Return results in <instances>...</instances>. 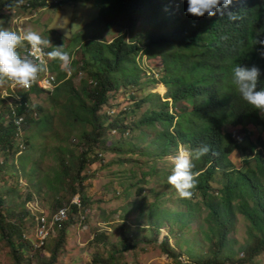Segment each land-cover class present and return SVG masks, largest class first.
<instances>
[{
    "label": "trees",
    "instance_id": "1",
    "mask_svg": "<svg viewBox=\"0 0 264 264\" xmlns=\"http://www.w3.org/2000/svg\"><path fill=\"white\" fill-rule=\"evenodd\" d=\"M95 1L97 16L93 23L99 28L95 33L84 32L83 41L69 53L77 56V60L72 61L74 71L71 68V75L67 77L66 71L59 67V61L50 60L48 69L56 73V77L53 76L55 82H60L58 86L50 91L36 83L31 89H20L9 97L13 101L19 99L14 107L17 117H23L20 127L15 125L9 105L5 101L0 105V154L4 156L0 172L8 163V157L11 156L13 161L20 148L33 149V134L21 137L24 145H15L17 129L24 132V129L33 128L30 132L34 130L39 136L52 131L54 111L58 108L64 127L63 141L67 144L58 148L60 169L54 177L57 186L51 189L57 194L54 210L66 206L69 213L53 237L48 261L43 260L42 251L50 239L42 249H32L34 216L24 208L25 201H32L33 193L39 191L35 187L38 184L33 183L34 172L25 175L33 183L35 192L30 191L18 209L14 202L6 201L12 196L13 189L7 186L0 191V240L9 247L12 263L31 264L35 257V264L56 263L69 220L86 217L81 216L87 204V197L82 193V182L87 177L82 171L85 165L100 160V152L115 154L118 163L122 162L124 154L135 150L140 151V156L161 161L170 156L173 158L179 148L194 151L207 144L215 155L210 152L195 161L198 185L191 199L180 198L175 188L168 184L171 170L161 172L153 166L149 171L141 172L140 183L143 184L148 182L146 177L154 176L157 181L159 177L164 179L163 183L175 197L176 210L166 207L168 200L163 199L166 193H155L154 201L148 206L137 202L140 214L143 212L140 217L145 219L146 228H141L145 234L139 236L126 223L121 224L125 229L119 241L121 247L110 244L113 251L106 259L96 251L90 264H120L122 253L133 250L137 244L158 242L160 228L164 226L168 235L174 237L179 252L170 247L167 237H163L159 247L173 260L183 254L189 264H252L253 259L264 252V139L246 128L253 125L264 131V114L259 115L257 109L242 99L233 84L232 70L237 65L258 66L262 71L258 87L264 88V58L257 51L259 46L253 43L257 37L264 39V0H233L223 17L219 13L211 17L188 14L187 0ZM81 3L85 1L25 0L17 8L16 0H0V18L4 10L18 9L26 16L43 8L50 12L57 8L58 13L64 11V4L76 8ZM229 11L238 14L240 19L229 21ZM111 26L120 29L121 33L107 42L99 32ZM137 29L140 32L136 36L133 33ZM52 33V45L45 52L63 46L65 41L54 30L45 32L42 37L48 39ZM141 52L148 57L160 56L157 73L145 77L136 60ZM82 73L85 77L79 80L76 88L73 80ZM158 83L165 86L160 85L158 91L163 93L166 88V94L172 99L171 113L168 110L170 103L158 104L159 96L152 92L137 98L140 92ZM122 91L130 92L128 99L136 97L137 101L133 107L111 116L108 106ZM42 93L49 95L47 100L53 112L41 104H33L30 95ZM143 106L145 110L135 119ZM103 107L106 110L101 113ZM111 130L117 131L120 139L129 135V131L137 132L136 144L121 139L106 146V136ZM72 132L77 142L70 148L67 142ZM251 135L255 136L254 141L249 139ZM75 147L79 153H75ZM23 151L17 161L21 172L26 173L29 151ZM233 154L235 159H231ZM11 167L14 168L12 164ZM59 188L68 190L65 202L58 195ZM79 190L80 207H77L70 200ZM143 192V187L136 189L138 197ZM6 203L10 205L6 206ZM144 207H147L146 211ZM70 212L73 216L69 219ZM237 216L246 221V238L242 243L232 238ZM28 218L31 222H26ZM192 223H196V230L190 229ZM186 233H190L189 238L185 237ZM92 242L108 245L104 233L95 234ZM241 252L245 258L239 259L237 255ZM27 253L30 254L26 256Z\"/></svg>",
    "mask_w": 264,
    "mask_h": 264
},
{
    "label": "rangeland",
    "instance_id": "2",
    "mask_svg": "<svg viewBox=\"0 0 264 264\" xmlns=\"http://www.w3.org/2000/svg\"><path fill=\"white\" fill-rule=\"evenodd\" d=\"M84 1L85 3L79 4L76 8H72L71 6H66L64 4V11H60L58 13L57 8H54L51 12L43 8L42 10L36 11L32 15L26 14L27 17L31 16L32 18L30 20L22 18L20 22L14 17L23 16L18 9L12 11L4 10L1 13L3 17L0 18V26L12 30L11 28L16 26L14 25V20H16V22L20 23L24 32L33 30L42 36L45 32L54 30L58 33V35L63 36L66 41V44L65 41L63 43L64 50L70 53L77 44L83 41L82 35H85L84 32L88 34L95 33L99 28L97 27V24L93 23L95 16H97V14H95L96 1ZM139 32L140 29H137L133 34L137 36ZM120 33L121 30L115 26L105 28L99 32L100 36L107 42ZM53 36L54 33H52L51 36L50 34L47 36L51 43ZM71 57L72 61L77 60L76 54ZM136 60L140 68L146 74L145 77H149V73H157L159 70L161 62L159 55L148 57L147 55L139 53ZM72 70L74 71L73 68ZM52 73L54 75L56 74L55 72ZM84 77L85 75L82 73L78 74L77 77L74 78L73 81L76 88H78L79 80ZM141 80H143V78ZM158 88L159 84L155 87L146 88L143 92L138 94L137 98H141L142 96H146L149 92H152L153 94L159 96L158 104H162L166 101L170 103H168V110L171 113L173 111L172 99L168 97L166 92H163L164 94L160 93ZM16 91H19V89L11 86L10 84L0 87V105H2L4 101L7 103L10 100L7 96L9 92ZM129 95L130 92L122 91L119 93V97L116 100L111 101L108 106L110 107L109 110L111 111V116L115 117L119 111L126 110L135 105L137 98L135 97L133 100H129ZM48 97L49 95L44 93L30 95V98L33 100V104H41L42 107L45 109L48 108L53 112L54 110L47 100ZM2 98L4 99L1 100ZM176 107L178 108L179 105ZM105 110L106 108L103 107L101 113H104ZM143 110H145L144 106L140 108L134 118L137 119ZM59 111V108L54 111L55 118L53 119L51 125L52 131L42 133V135H40L41 137L38 134H34V130L33 133L30 132L33 128L24 129V132L19 131L18 140L16 139L15 145L17 143L24 145V140L21 137L33 134L34 136L31 140L33 149L31 151L28 149L24 150V147L22 146L23 148H20L21 151L14 155L13 161L11 160V156L8 157V163L0 172V191L2 192L7 186L13 189L12 196L6 198V201L8 202L11 200L14 202L16 209L22 205V202L25 201V198H27V194L30 191L35 192L32 187L33 183L38 184V186L36 185L35 187L39 191L38 193H36L37 191L35 194L33 193L34 197L32 201H25L24 208L28 210V206L32 204L37 206V208L45 214H50L55 209L53 205L57 194L55 190L51 189V187L54 185L57 186V183L54 182V177L60 169L59 158L61 156V152L58 148L63 145L67 146V144L63 141L64 136L62 132L64 127L60 121L61 115L59 114ZM246 130L256 136L257 134L261 135L264 139V131L259 127L248 126ZM136 135L137 132L132 133L129 131V135L123 136L124 138L122 137L121 139H125L127 142L133 141V143L136 144V139H134ZM254 135H251L249 139L254 141ZM121 139L119 138L117 131L111 130L106 136V146H110L113 142H117ZM75 142H77V138L76 135H74V132H72L67 143H69V147L72 148ZM74 150L75 153H79V150L76 147ZM180 150L184 149L179 148L178 152ZM22 151L23 153L29 151L27 152L28 157L25 162L26 173L21 172V168L19 167V163L17 161L18 156L22 154ZM138 151L139 150H135L134 153L128 155L124 154L121 158L122 162H119L120 164L118 163V159H116L115 154L110 152H100V156L98 157L100 160L95 161L94 164L85 165L82 175L86 176L87 179L82 182V193H84L87 197V204L85 205V211H83L81 216L86 215V217L83 220L77 217L70 219L73 216L70 212V220L68 225L65 227L64 244L61 247L62 250L59 251L57 255L55 264H90L92 263V259H94L96 251L99 256L106 259L111 251H113L109 247L110 244L116 245L118 248L121 247L119 241L125 230L121 227V224L123 223H126V225L134 230L136 234H139V236L145 234V230L141 229L146 228L144 226L146 224L144 222L145 219L140 217L143 212L140 214V209L137 207L136 203L142 202L148 206L152 201H154L155 193L157 192L166 193L163 197V199L168 200L165 204L166 207L170 210H176L177 203H174L175 197L163 183L164 179L162 177H159L158 181L154 176H152V178L146 177V180L148 181L147 184L140 183L141 172L149 171L153 166H157L158 169L162 170L161 172H167L168 170L172 171L173 158L170 156L160 161L140 156V151ZM3 157L4 156L0 154V162L3 161ZM235 157L236 156L233 154L231 159H235ZM127 159H130V161ZM11 164L14 168L11 167ZM31 172H34L32 176L33 183L30 182L25 175L27 174L29 176ZM15 174H17V178L19 177L18 180L14 177ZM67 185L68 184L65 186ZM138 187L144 188L143 194L139 197L136 195V189ZM151 190H153V193H151ZM58 193L60 197H63L62 200L65 202L68 196V190L64 191L63 188H59ZM79 196L80 190L77 195L71 198V200L73 198L78 200L80 199ZM7 205L10 204L6 203V206ZM146 209L147 207H144V211H146ZM26 222H31V220L28 218ZM245 226L246 221L242 217L237 216L235 224L236 232L232 233V238L234 237V239L240 243H242L246 238ZM196 228V223L190 224V229L196 230ZM98 233H104L107 236L108 245L107 243L101 244V242L98 245L92 242L93 236ZM167 235V228L165 226L161 227L158 242L137 244L133 250L122 253L119 263L189 264L187 263V257L183 254L176 260H173L161 252L159 242L163 239V237H167L170 247L179 252L177 246L175 245L174 237ZM189 236L190 233L185 234L186 238H189ZM49 239L50 241L48 242L46 249L42 251V257L45 258L43 259L45 261L49 260V249L55 238ZM29 254L30 253H27L26 256ZM237 258H245L244 253H239ZM35 263L36 257L31 264ZM0 264H13L10 249L2 240H0ZM252 264H264V252L254 258Z\"/></svg>",
    "mask_w": 264,
    "mask_h": 264
},
{
    "label": "clouds",
    "instance_id": "3",
    "mask_svg": "<svg viewBox=\"0 0 264 264\" xmlns=\"http://www.w3.org/2000/svg\"><path fill=\"white\" fill-rule=\"evenodd\" d=\"M24 2L25 0H16V7H20ZM232 2L233 0H187V13L195 17H203L205 14L211 17L219 13L223 17L225 10ZM14 17L20 20L22 18H26V20L32 18L31 16ZM227 19L229 21H237L240 16L229 11L227 12ZM14 27L10 30L0 26V87L10 84L13 87H19L24 90L31 89L38 82L41 75L47 71L49 72L48 63L50 60L59 61L62 70H71L72 57L69 52L64 50V46H55L51 51L45 52V49L52 45L49 39L43 38L33 30L24 32L21 26V33L14 31ZM253 43L259 46L257 51L260 53L261 58H264V39L257 37ZM22 47L25 49L30 48V52L24 53L19 50ZM232 71L233 84L242 99L257 109L259 115L264 114V88L258 87L262 76L261 69L256 65L250 67L237 65ZM50 73L53 74L52 72ZM110 112L108 110L109 114ZM22 122V116L16 120L17 125ZM210 152L215 155L211 146L204 144L194 151L180 150L173 157L172 172L167 180L168 184L175 188L180 198H192L198 185L199 175L194 171L196 167L195 161H199Z\"/></svg>",
    "mask_w": 264,
    "mask_h": 264
},
{
    "label": "built area",
    "instance_id": "4",
    "mask_svg": "<svg viewBox=\"0 0 264 264\" xmlns=\"http://www.w3.org/2000/svg\"><path fill=\"white\" fill-rule=\"evenodd\" d=\"M16 19L20 22L19 18H16ZM14 22H15L14 25H16L15 27L13 26L14 28H16V29H14V31H18L21 33L20 23L16 22V20H14ZM22 49H19V50H21L24 53L30 52V48L25 49L24 47H22ZM45 60H46V57H45ZM66 75H67V77H69L71 75V72L66 71ZM37 84L40 88H42L44 90L52 91L59 83L55 82V78H54L53 74H51L50 72L47 71L46 73H44L43 75L40 76ZM16 88H18L19 90L22 89L19 87H16ZM22 90H24V89H22ZM16 92H9V94H7L8 98L14 96V94H16ZM4 98H2V99H4ZM18 101H19V99L17 98V100H15V101L10 99L7 102V104L9 105V108L11 110V115L13 117L15 125H17L16 120L19 117H17V113L15 111L14 103L18 102ZM17 126L20 127V125H17ZM17 130H18L17 134L19 135L20 129H17ZM70 203L77 206V207H80L79 199L77 200V199L73 198L70 201ZM28 210L34 216V229H33L31 237H32V249L34 251H36V250L42 249L45 246V244L49 238L56 236L57 230L60 229L62 223L64 221H66L68 218L69 208L66 206H63V207H60V208L54 210L50 214H45V213H43V211L39 210L37 208V206H34L31 204L28 206ZM80 219L83 220L84 217H81Z\"/></svg>",
    "mask_w": 264,
    "mask_h": 264
},
{
    "label": "bare ground",
    "instance_id": "5",
    "mask_svg": "<svg viewBox=\"0 0 264 264\" xmlns=\"http://www.w3.org/2000/svg\"><path fill=\"white\" fill-rule=\"evenodd\" d=\"M24 19H26V18H24ZM55 77H56V76H55ZM165 90H166V89H165ZM165 92H166V91H165ZM165 92H164V93H165ZM164 93H163V94H164ZM113 110H114V109H113Z\"/></svg>",
    "mask_w": 264,
    "mask_h": 264
}]
</instances>
